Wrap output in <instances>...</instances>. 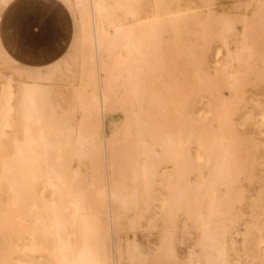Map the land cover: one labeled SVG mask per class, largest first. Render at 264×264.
<instances>
[{"label": "bare ground", "instance_id": "1", "mask_svg": "<svg viewBox=\"0 0 264 264\" xmlns=\"http://www.w3.org/2000/svg\"><path fill=\"white\" fill-rule=\"evenodd\" d=\"M13 1L0 0V19ZM62 1L83 32L84 88L65 111L81 110L80 127L45 112L62 108L54 93L68 52L25 65L0 38V264H129L139 242L123 232L155 208L148 227L166 245L178 218L194 236L183 262L228 264L241 182L264 165V109L251 99L264 83V0L227 10L218 0ZM120 109L123 125L107 135L105 116ZM261 231L247 225L241 238L257 233L264 264Z\"/></svg>", "mask_w": 264, "mask_h": 264}, {"label": "rangeland", "instance_id": "2", "mask_svg": "<svg viewBox=\"0 0 264 264\" xmlns=\"http://www.w3.org/2000/svg\"><path fill=\"white\" fill-rule=\"evenodd\" d=\"M62 3L65 4L62 0H14L9 8L2 12L0 19V38L7 52L25 65L33 66L53 62L68 52L66 62L61 65V71L63 74H67L68 72H70V74L68 77L62 78V87L57 85V91H55V93L53 92L54 98L60 101L62 108L53 109L49 107L45 112L47 119L50 117L51 120H55L57 123L63 124L68 122L70 125L80 127L81 125L79 124L81 120L78 115L81 114V110L71 111L70 114H66L65 111L67 100L73 101L75 92H81L84 88L83 77L78 76L81 73L80 64L82 63L80 60L82 56L80 51L84 47L82 41L83 32H81L79 28V16L76 15L74 11L69 10L72 12L76 23V37L73 44L70 46L73 35L75 34L74 23L72 15L67 10L68 6L65 4L67 6L66 8ZM122 4L123 2L118 3V5H113V9L116 14V19L127 28L129 26V20H125V12ZM232 5L233 0H218L214 8L216 10H227ZM110 30H112V28H110ZM122 60L123 58L120 59L121 66L123 64ZM69 67L71 70L68 69ZM60 89L61 92L59 93ZM51 90H54L53 87ZM226 96L228 95L226 94ZM251 99L253 100L252 110L255 114H260L261 110L264 109V83L260 84V86L252 92ZM124 118V110L121 109L112 113H107L105 116L106 134L111 135L116 129L123 125ZM241 120L240 118L238 122L240 123ZM7 128H5V132H10V128H8V130ZM31 128L35 131H43L47 128V123L44 122L39 125H31ZM3 129L4 128H0V131H4ZM19 136L20 135L17 136V134H8V137L16 138ZM36 136L40 137V135ZM263 144V147L261 146L260 149L262 162H264ZM248 180H250V182ZM241 183V186L244 187L242 190L245 198L241 205H237L236 208L239 215L234 225L229 230V237L230 239L232 237V241L234 240L235 247L229 252L228 264H250V262H252L251 264H260L256 259L258 248L256 247V242H254L259 236L254 232V236L248 238V240H251L249 241L251 243L249 244L247 241L248 244L246 246V243L242 242L241 234H243L247 225H256L262 228L261 232L264 237V225L259 226L260 224H264V214H262V212L264 213V209L260 211L262 207L264 208V165L260 168H256L255 172H253V176L250 179L244 178ZM246 183L248 185H246ZM259 194H262L263 197ZM141 209L140 205L137 206L131 212V215L138 217ZM157 211L158 210L155 208L152 212L150 221H142L141 225L136 229L132 227L125 228L123 232L124 238L129 239V241L137 240L139 242V249L135 253L136 256L134 255V259L132 258L129 264H186L183 260L184 257H186L185 254L188 248L193 243L194 236L189 238L186 235V231L182 229V218H178L175 226L174 240H171V242L166 245L165 242L161 240L159 232L156 230L151 232L148 227V223L151 222L152 224L153 220L158 218ZM235 234H237L238 237ZM166 240L168 241L169 239ZM241 243L242 245H240ZM262 245L264 248V242ZM263 248L260 252L264 254ZM246 249L248 252H246ZM251 253L254 256L251 255ZM253 257L255 259H252Z\"/></svg>", "mask_w": 264, "mask_h": 264}, {"label": "crops", "instance_id": "3", "mask_svg": "<svg viewBox=\"0 0 264 264\" xmlns=\"http://www.w3.org/2000/svg\"><path fill=\"white\" fill-rule=\"evenodd\" d=\"M63 4V3H62ZM63 5H65V4H63ZM65 7L67 8V6L65 5ZM67 10L69 11V9L67 8ZM69 13L72 15V18H73V23H74V30H75V34L73 35V38H72V40H71V43H70V46L73 44V42H74V40H75V37H76V23H75V19H74V17H73V14H72V12H70L69 11ZM56 61V60H55ZM55 61H53V62H55ZM50 63H52V62H49V63H46V64H50ZM46 64H41V65H33V66H42V65H46Z\"/></svg>", "mask_w": 264, "mask_h": 264}]
</instances>
